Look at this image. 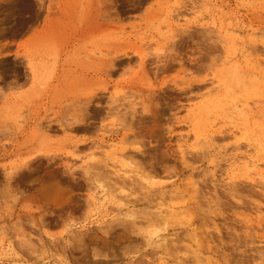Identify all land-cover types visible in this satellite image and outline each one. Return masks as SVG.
<instances>
[{
	"label": "rangeland",
	"instance_id": "1",
	"mask_svg": "<svg viewBox=\"0 0 264 264\" xmlns=\"http://www.w3.org/2000/svg\"><path fill=\"white\" fill-rule=\"evenodd\" d=\"M263 32L264 0H0V264H264Z\"/></svg>",
	"mask_w": 264,
	"mask_h": 264
},
{
	"label": "bare ground",
	"instance_id": "2",
	"mask_svg": "<svg viewBox=\"0 0 264 264\" xmlns=\"http://www.w3.org/2000/svg\"><path fill=\"white\" fill-rule=\"evenodd\" d=\"M262 34H264V32L262 33ZM263 42H264V38H263ZM93 153V152H92ZM94 154V153H93ZM243 168H245V169H248L249 167L251 168V169H254V168H256L255 166H256V164L254 163V162H245V163H243ZM131 214V213H130ZM127 216V215H126ZM128 217H132V215H128ZM134 218V217H133ZM93 236V235H92Z\"/></svg>",
	"mask_w": 264,
	"mask_h": 264
}]
</instances>
